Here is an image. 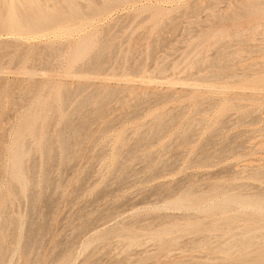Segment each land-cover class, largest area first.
<instances>
[{
  "label": "rangeland",
  "instance_id": "rangeland-1",
  "mask_svg": "<svg viewBox=\"0 0 264 264\" xmlns=\"http://www.w3.org/2000/svg\"><path fill=\"white\" fill-rule=\"evenodd\" d=\"M57 1L67 6L44 3ZM254 1L264 7L107 0V10L91 13L106 0H75L81 15L38 36L0 34L10 44L0 42V233L7 228L8 245L13 238L10 256L30 264H242L264 250V214L252 207L209 213L174 204L190 190L205 202L227 193L264 203V85H253L264 77V8L234 14ZM88 35L90 49L73 62L71 49ZM24 123L25 190L10 156ZM194 221L202 230H186ZM165 225L172 231L162 233ZM236 240L248 242L244 256L222 250Z\"/></svg>",
  "mask_w": 264,
  "mask_h": 264
},
{
  "label": "bare ground",
  "instance_id": "bare-ground-1",
  "mask_svg": "<svg viewBox=\"0 0 264 264\" xmlns=\"http://www.w3.org/2000/svg\"><path fill=\"white\" fill-rule=\"evenodd\" d=\"M45 1V0H44ZM43 0H0V34L2 33H13V34H20V35H36L38 36L39 34L42 33V31H45L46 29L48 30V28H50L51 26H54L56 24H58L59 20L62 19L63 16L67 17V18H71L73 17L74 15H77V14H80L81 13V9L76 5V2L75 0H64L66 5H59V3L61 4V2H58L56 5H52L54 3H52L50 6L49 4H46L44 3ZM53 1V0H52ZM50 0V2H52ZM56 1V0H54ZM78 1V0H77ZM113 1H120V0H113ZM126 1V0H125ZM255 2V1H254ZM98 3V2H97ZM245 3H248V2H245ZM89 5V4H88ZM87 5V6H88ZM91 7V6H90ZM109 7V4H107V0H106V5L102 6L101 8H95V7H91L90 8V12L93 13V12H99V11H105L107 10ZM83 8V7H82ZM264 7L262 5H260V2L257 3H248V5H246L244 7V9L242 11H239V12H236L235 13V10H234V14L240 16V15H243V14H247V16L252 15L257 9H263ZM84 9V8H83ZM237 10V9H236ZM257 10V11H258ZM86 11V10H85ZM84 11V12H85ZM198 11V9H197ZM238 11V10H237ZM159 13V12H158ZM256 13V12H255ZM262 13V12H261ZM86 14V13H85ZM81 15V14H80ZM233 15V14H232ZM261 15V14H260ZM234 17H236L235 15H233ZM242 17V16H240ZM246 17V16H245ZM77 18V17H76ZM238 18V17H236ZM261 18H264L263 16ZM75 23V22H74ZM86 24V23H85ZM71 25H73L71 23ZM67 26V25H66ZM257 27V25H255ZM254 26V27H255ZM61 28H64L63 26H60ZM53 29V27H51ZM258 28V27H257ZM254 29V28H253ZM46 30V31H47ZM62 30V29H61ZM44 33V32H43ZM89 34V33H88ZM4 35V34H2ZM7 35V34H6ZM10 35V34H9ZM91 35V34H90ZM13 36V35H12ZM17 36V35H16ZM19 36V35H18ZM2 37V36H1ZM21 37V36H20ZM25 37V36H24ZM30 37V36H29ZM9 38V37H7ZM40 38V37H39ZM82 38V37H81ZM2 39V38H1ZM10 39V38H9ZM31 39V38H29ZM41 39V38H40ZM95 39V37H94ZM1 41H5V42H2L4 44L7 45L8 41L9 40H0ZM12 41V40H11ZM91 42L92 39L91 37L88 35V36H85L83 37L78 43L76 42V44H74L76 47L75 49H71L73 52V56H72V61L73 62H76L78 60H80L81 58H84L85 54L87 53V51L90 49L91 47ZM4 44H1L0 43V48H2V46L4 47ZM15 45V44H13ZM73 45V46H74ZM7 46H10L7 45ZM42 46V45H41ZM25 46H23L22 48H24ZM36 50V48H35ZM21 51H23L21 49ZM11 52V51H10ZM52 52V51H51ZM4 57L5 55H7V51L4 52ZM47 53H49L47 51ZM93 53V52H92ZM3 54V52H2ZM10 54V53H9ZM8 54V55H9ZM23 54L22 52L19 53V57L20 55ZM40 54V53H38ZM72 54V53H71ZM0 55H1V52H0ZM7 55V56H8ZM11 55V54H10ZM54 55V54H53ZM2 56V55H1ZM19 57H17L16 60V63L18 64L17 60L19 59ZM10 58V57H9ZM21 58V57H20ZM35 58V57H33ZM54 58V57H53ZM7 59V58H6ZM71 60V58H68ZM1 60V59H0ZM4 60V59H2ZM22 60V58H21ZM34 60V59H32ZM36 60V59H35ZM44 60V59H43ZM70 60H68V62L70 63ZM19 61V60H18ZM4 63V62H3ZM15 63V62H14ZM34 63L36 64V62L34 61ZM33 63V65H34ZM50 63V62H49ZM45 64V62H44ZM48 64V63H47ZM58 64V63H57ZM49 65V64H48ZM14 66V65H13ZM16 66V65H15ZM14 66V67H15ZM36 67V66H35ZM13 68V67H11ZM1 71V70H0ZM48 73V72H46ZM6 74V73H5ZM34 74V73H33ZM45 74V73H44ZM68 74V73H67ZM33 76V75H32ZM36 76V75H34ZM238 76V75H237ZM242 76V75H241ZM2 77V76H1ZM29 77V76H28ZM21 78V76H20ZM19 78V79H20ZM39 78V77H38ZM37 78V79H38ZM32 81V80H31ZM22 82V81H21ZM32 83V82H30ZM248 83V82H247ZM251 83V82H250ZM253 85H256L257 87L256 88H262L263 85H264V77H260L257 79V76H256V80L253 81ZM130 84V83H129ZM252 84V83H251ZM198 85V84H197ZM208 85V84H207ZM223 85H226V84H223ZM222 85V86H223ZM117 86V85H116ZM244 86H246L244 84ZM260 86V87H258ZM25 87V86H24ZM124 87V85H123ZM127 87V86H126ZM194 87V86H193ZM196 87V86H195ZM247 88H252V87H248L246 86ZM245 87V88H246ZM35 88V87H34ZM125 88V87H124ZM255 89V86L254 88ZM264 89V88H263ZM31 90H34V89H31ZM44 90V88L42 89ZM63 91V90H62ZM115 91V90H114ZM113 91V92H114ZM121 91V90H120ZM45 96V94H44ZM106 96V95H105ZM38 97H40L38 95ZM37 97V98H38ZM55 97V96H54ZM42 98V97H41ZM243 98V97H242ZM36 100V99H35ZM48 100V99H47ZM46 100V101H47ZM34 101V100H33ZM39 101V100H38ZM36 102V101H35ZM199 102V101H198ZM42 103V102H41ZM45 104L49 103L47 101L46 102H43ZM55 103V102H54ZM200 103V102H199ZM38 104V103H37ZM36 104V105H37ZM30 105V104H29ZM32 105V104H31ZM34 105V107L36 106ZM49 105V104H48ZM54 105V104H53ZM46 106V105H45ZM47 108V106H46ZM52 108V107H51ZM44 109V107H43ZM198 109V106L197 108ZM35 111V109H34ZM32 112V111H31ZM54 112V111H53ZM170 112V111H169ZM38 113V112H37ZM37 113L35 112V114L37 115ZM44 113V111H43ZM25 114V113H24ZM29 115L31 114L30 112L28 113ZM170 114V113H169ZM168 114V115H169ZM27 115V116H29ZM35 115V116H36ZM23 116V114H22ZM43 116V115H42ZM227 116V115H225ZM25 117V116H23ZM32 117V116H31ZM30 117V118H31ZM157 117V115H156ZM21 118V117H20ZM168 118V117H167ZM23 121L25 118H22ZM28 119V118H26ZM25 119V120H26ZM156 119V118H155ZM28 120H31V119H28ZM36 120V119H35ZM214 120V119H213ZM222 120V119H221ZM220 120V122H221ZM49 121V120H47ZM153 121V120H152ZM165 121V120H163ZM162 121V122H163ZM29 122V121H27ZM32 121H30L29 123H31ZM151 122V121H150ZM168 122V121H167ZM29 123H24L25 125L28 124L26 127L25 125L23 124V128L22 129H18L19 131L15 132L16 134H18L17 136V139L15 137V143H14V150H13V155L10 154V156H13V168H12V177H14L17 181L20 182L23 190H25L29 180L27 178V176L25 175L24 173V167L23 166V162H24V158L25 156L28 154V148L26 147V144L24 143V136L26 133H28V131L31 130V126ZM42 123V122H41ZM49 123V122H48ZM148 123V122H147ZM146 123V124H147ZM22 124V123H21ZM38 124V127H39V123ZM145 124V125H146ZM168 124V123H167ZM165 124V125H167ZM162 125V124H161ZM223 126V124H221ZM21 126V125H20ZM142 127V126H141ZM162 127V126H161ZM160 127V128H161ZM20 128V127H19ZM159 128V130H161ZM142 129V128H141ZM158 130V131H159ZM34 132V131H33ZM155 132V131H154ZM36 133V132H34ZM37 134V133H36ZM70 134V133H69ZM16 136V135H15ZM37 136V135H36ZM64 136V135H63ZM28 137V136H26ZM128 138V137H127ZM185 138V137H184ZM38 139V138H37ZM123 140V139H122ZM126 140V139H124ZM1 141V140H0ZM140 141V140H139ZM29 144V143H28ZM43 144H46V143H43ZM0 146H1V143H0ZM120 146V145H118ZM46 148V147H45ZM118 148V147H117ZM10 149V148H9ZM10 153V152H9ZM118 153V152H116ZM119 155V153H118ZM117 155V157H118ZM204 157V156H203ZM206 157V156H205ZM208 157V156H207ZM9 159V157H8ZM207 163H205L206 165ZM1 165V164H0ZM11 168V167H10ZM236 169V168H235ZM7 170V169H6ZM10 176V175H9ZM12 184V183H11ZM237 184V183H236ZM235 184V185H236ZM15 185V183H14ZM30 185V184H29ZM238 185V184H237ZM241 185V184H240ZM249 185V184H247ZM12 186V185H11ZM250 186H253L250 184ZM235 187V186H234ZM233 187V188H234ZM226 187H224L223 190H225ZM198 189V188H197ZM231 189V188H230ZM222 190V189H221ZM18 191V190H17ZM30 191V190H29ZM17 193V192H16ZM5 194V193H4ZM255 194V193H254ZM260 194V193H258ZM18 195V194H17ZM20 196V194H19ZM18 197V196H17ZM204 197L203 195H197V194H194V191L192 192L191 190L190 191H187L185 193H183L182 195H180L178 198L175 199L174 201V204L175 206L177 207H183V208H186V207H194L198 210H204L206 212H209V213H216V212H223V213H227L231 208L232 206L234 205H238V206H241L242 209H247L248 210V207H252L253 211L255 212H261L262 214H264V203L261 201V200H258V199H251V198H247V197H243V196H238V195H232V194H227V193H224L223 195H215L211 200L205 202L204 200ZM21 198V197H20ZM10 199V198H9ZM7 202V198H5L4 196L1 195L0 197V213L3 211L4 209V206ZM173 204V203H172ZM4 213V212H3ZM257 213V214H259ZM167 216V215H166ZM165 216V217H166ZM179 216V215H178ZM187 216V215H185ZM189 216V215H188ZM235 216V215H234ZM234 216H229L228 217V223L232 224L234 222V219L235 217ZM171 217V216H169ZM195 217V216H194ZM100 218V217H99ZM167 218V217H166ZM172 218V217H171ZM145 219V218H144ZM143 219V220H144ZM142 220V219H141ZM140 220V221H141ZM139 221V220H138ZM161 221V220H159ZM165 222V221H164ZM195 223L192 222V224L188 227H186V230H190V231H199V230H202V224L200 222H196L194 221ZM156 223V222H155ZM227 224V223H225ZM17 225V224H16ZM18 226V225H17ZM16 226V227H17ZM133 226V225H131ZM154 226V225H153ZM152 226V227H153ZM166 226V225H165ZM173 225H171L172 227ZM214 227H218V224H215ZM5 228V229H4ZM2 228L1 230V233H0V264H30L29 260L28 259H23L22 261H17L14 259L13 256H10V249H12V247L14 245H11L12 242V239L11 240V246L8 245V231L6 230L7 228L4 227ZM141 228V227H139ZM145 228V227H144ZM142 228V229H144ZM150 228V227H149ZM16 230V229H15ZM247 230L249 231V233H253L254 231L257 230V227L250 224L248 227H247ZM262 230H264V226L262 227ZM160 231V230H159ZM168 231H172L170 227L166 226L163 230H162V233L163 232H168ZM161 232V231H160ZM257 233V232H256ZM15 235V234H14ZM109 235V232H102L98 235V239H104L106 238L107 236ZM127 235V234H126ZM237 235V234H235ZM264 235V234H263ZM19 236V235H18ZM130 240L132 242H136L137 241V238H138V235L137 233L135 232H131L128 234ZM12 237V236H11ZM232 237V236H231ZM251 237H253L251 235ZM19 238V237H18ZM249 238V237H248ZM108 239V238H107ZM19 240V239H17ZM201 240V239H199ZM102 241V240H101ZM196 241V240H195ZM198 241V240H197ZM204 241V240H203ZM206 241V240H205ZM166 242V241H165ZM20 243V241H19ZM185 244V243H184ZM222 245V243H221ZM247 246H248V242L246 240H236L235 241V244L233 246L229 244H226L225 246L222 247V250L224 252H226L227 254H230L231 252H233V247L236 248V250H240L243 252V256L245 255V252H246V249H247ZM10 247V248H9ZM215 248V247H214ZM212 248V249H214ZM260 248V247H259ZM172 249H175V248H172ZM176 250V249H175ZM210 250V249H209ZM233 250V251H232ZM222 251V252H223ZM239 251V252H240ZM214 252V251H213ZM56 253H59V252H56ZM55 253V254H56ZM64 253V252H63ZM142 253V252H141ZM254 253H256V255L254 256V258H252V260L249 262V263H246V262H243L242 264H264V250L263 249H260L258 250L257 252L255 251ZM248 254V253H247ZM253 254V253H252ZM12 255V254H11ZM27 255V254H26ZM58 256H60L59 254H57ZM62 255V254H61ZM43 256V255H42ZM54 256V255H53ZM56 256V255H55ZM228 256V255H227ZM45 257V256H44ZM57 257V256H56ZM242 257V256H241ZM253 257V256H252ZM27 258V256H26ZM55 258V257H54ZM59 258V257H58ZM180 258V257H179ZM217 258V257H216ZM243 258V257H242ZM167 259V258H166ZM208 259V258H206ZM244 260L242 261H249L247 260L246 258H243ZM57 260V259H56ZM165 261V260H164ZM240 261V260H239ZM45 260H41L39 261V263L37 264H44ZM187 262V261H185ZM238 262V261H237ZM68 263V260L67 259H64L62 261H60L58 264H67ZM161 263V262H160ZM182 263V262H180ZM179 263V264H180ZM32 264V263H31ZM53 264V263H52ZM178 264V263H176Z\"/></svg>",
  "mask_w": 264,
  "mask_h": 264
}]
</instances>
